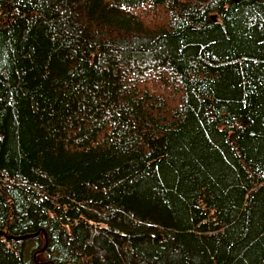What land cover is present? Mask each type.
Segmentation results:
<instances>
[{
	"label": "trees",
	"instance_id": "16d2710c",
	"mask_svg": "<svg viewBox=\"0 0 264 264\" xmlns=\"http://www.w3.org/2000/svg\"><path fill=\"white\" fill-rule=\"evenodd\" d=\"M0 264H264V0H0Z\"/></svg>",
	"mask_w": 264,
	"mask_h": 264
},
{
	"label": "water",
	"instance_id": "95a60500",
	"mask_svg": "<svg viewBox=\"0 0 264 264\" xmlns=\"http://www.w3.org/2000/svg\"><path fill=\"white\" fill-rule=\"evenodd\" d=\"M26 236H29V235H25V236H20V237H16V239H21V238H24Z\"/></svg>",
	"mask_w": 264,
	"mask_h": 264
}]
</instances>
